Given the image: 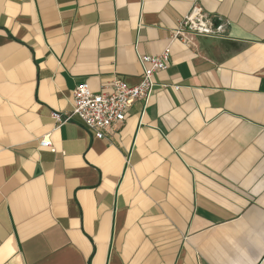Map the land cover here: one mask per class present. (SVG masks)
Masks as SVG:
<instances>
[{"label": "crops", "instance_id": "obj_1", "mask_svg": "<svg viewBox=\"0 0 264 264\" xmlns=\"http://www.w3.org/2000/svg\"><path fill=\"white\" fill-rule=\"evenodd\" d=\"M194 2L224 39L174 41L102 139L54 129L77 84L136 85ZM0 264H264V0H0Z\"/></svg>", "mask_w": 264, "mask_h": 264}, {"label": "built area", "instance_id": "obj_2", "mask_svg": "<svg viewBox=\"0 0 264 264\" xmlns=\"http://www.w3.org/2000/svg\"><path fill=\"white\" fill-rule=\"evenodd\" d=\"M230 21L222 16L208 14L194 2L189 11L176 22L175 29L169 34L168 45L157 56L142 55L139 63L142 74L139 82L128 86L117 77L102 85L99 92L93 93L86 83L77 84L73 90V103L69 112H52L54 129L70 123L77 118L84 130L95 139H102L115 126H120L127 116V110L135 101H146L155 86L153 77L165 71L170 64V46L179 41L186 48L194 49L198 37L224 39L230 28ZM177 87H174L176 90ZM40 148L54 153L55 149L49 134L39 139Z\"/></svg>", "mask_w": 264, "mask_h": 264}]
</instances>
